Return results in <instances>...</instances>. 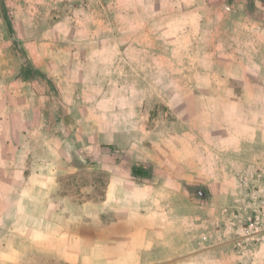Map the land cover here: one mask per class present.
<instances>
[{
  "label": "crops",
  "instance_id": "crops-1",
  "mask_svg": "<svg viewBox=\"0 0 264 264\" xmlns=\"http://www.w3.org/2000/svg\"><path fill=\"white\" fill-rule=\"evenodd\" d=\"M246 1L193 0L186 6L180 42L189 47L179 74L185 78L169 103L175 121L147 130L143 139L134 131L124 136L125 127L102 132L101 142L114 147L98 150V166L82 168L104 176L99 193L85 195L80 185L74 189L64 182V175L81 169L65 162L66 136L46 135L43 127L34 135L13 131L4 108L0 220L34 219L31 205H40L43 219L64 222L55 233L66 238V264H81L94 251L120 264H264V242L243 256L220 236L225 211L240 198L236 173L264 165V20L241 14L248 7L260 12L264 0ZM238 15L263 28L258 41L245 42L243 54L219 46L221 28L242 26ZM65 96L61 106L71 112V89ZM33 142L41 149L32 148ZM107 148L116 154L108 155ZM4 245L0 264L12 255Z\"/></svg>",
  "mask_w": 264,
  "mask_h": 264
},
{
  "label": "rangeland",
  "instance_id": "rangeland-1",
  "mask_svg": "<svg viewBox=\"0 0 264 264\" xmlns=\"http://www.w3.org/2000/svg\"><path fill=\"white\" fill-rule=\"evenodd\" d=\"M192 2L0 0V120L5 108L13 131L34 135L43 127L46 135L66 136L65 162L81 169L64 175V182L74 189L80 185L85 195L99 193L104 176L82 169L86 165L80 155L89 151L99 158L98 150L114 147L101 142L102 132L125 127L129 133L124 136L134 131L143 139L147 130L159 131L175 121L169 103L178 98L177 87L185 78L179 75L181 56L189 46L180 42L186 33L181 20ZM247 9L241 14L264 20V8ZM236 19L242 26L221 28L219 46L243 54L245 42L258 41L263 28L247 24L240 15ZM68 89L71 112L61 106ZM38 143L33 142L36 151ZM112 150L105 151L111 155ZM90 181L95 188H84ZM31 208L34 219L0 220V246L6 242L12 248L7 264H66V238L55 233L64 222L43 219L40 205ZM123 262L108 261L105 253L94 251L81 264Z\"/></svg>",
  "mask_w": 264,
  "mask_h": 264
},
{
  "label": "built area",
  "instance_id": "built-area-1",
  "mask_svg": "<svg viewBox=\"0 0 264 264\" xmlns=\"http://www.w3.org/2000/svg\"><path fill=\"white\" fill-rule=\"evenodd\" d=\"M80 158L95 166L101 162L89 152ZM236 179L240 198L232 211H225L220 236L230 240L238 253L248 256L254 245L264 242V165H247L236 173Z\"/></svg>",
  "mask_w": 264,
  "mask_h": 264
},
{
  "label": "trees",
  "instance_id": "trees-1",
  "mask_svg": "<svg viewBox=\"0 0 264 264\" xmlns=\"http://www.w3.org/2000/svg\"><path fill=\"white\" fill-rule=\"evenodd\" d=\"M23 70H24V69H22V71H23ZM22 71H21V72H22Z\"/></svg>",
  "mask_w": 264,
  "mask_h": 264
}]
</instances>
